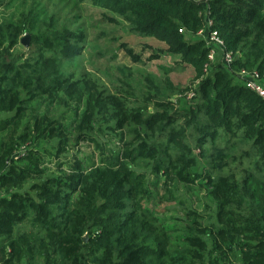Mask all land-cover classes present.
<instances>
[{
    "label": "trees",
    "instance_id": "16d2710c",
    "mask_svg": "<svg viewBox=\"0 0 264 264\" xmlns=\"http://www.w3.org/2000/svg\"><path fill=\"white\" fill-rule=\"evenodd\" d=\"M73 1L165 40L193 68L195 97L155 99L148 111L130 105L131 89L110 91L81 64L78 11L60 22L44 9L0 20V113H10L0 117V264H264V99L238 75L256 70L264 84V0ZM207 17L233 58L218 53L205 71L208 47L195 33ZM24 33L34 49L13 54ZM101 124L119 132L118 149L64 160L72 138L103 148L93 135ZM33 140L51 148L28 149ZM175 180L204 188L214 207L206 220L187 208L172 238L146 202L151 187L166 192Z\"/></svg>",
    "mask_w": 264,
    "mask_h": 264
},
{
    "label": "rangeland",
    "instance_id": "374dc122",
    "mask_svg": "<svg viewBox=\"0 0 264 264\" xmlns=\"http://www.w3.org/2000/svg\"><path fill=\"white\" fill-rule=\"evenodd\" d=\"M33 9H44L47 16L55 13V20L58 22L71 18L78 11L86 33L81 64L87 70V74L98 79L110 91L131 89L135 96L129 98L130 105H146L148 111H152L155 110V99H171L182 105L191 102L195 97L187 90L197 83V80L193 81V68L181 62L179 55L171 53L165 40L132 32L121 18L116 17L109 10L86 2L75 3L73 0H0V20L17 21L30 16L29 12ZM111 17L116 20H110ZM24 35L25 33L13 47V54L28 56L34 49L35 43L30 34H28L30 35L28 46L20 43ZM191 38L195 37L191 36ZM126 48L131 49L139 59L135 60L129 55ZM53 113L59 114L61 109L53 110ZM64 114L69 117L73 111H66ZM6 115L10 113H0V117ZM101 125V133L97 132L93 135L99 139L103 148L97 147L90 139H81L75 144L72 138L66 151L61 154L64 160L81 159L85 162H96L102 150L103 153H107L109 149H118L122 145L119 141V132H108V127ZM50 146V142L47 141L28 142V149L37 148L47 151ZM51 159L48 164L54 169L56 157L52 156ZM146 174L151 181V175L147 172ZM150 189L152 196L146 202V206L154 213L157 222L168 229L172 238L184 232L187 208L191 207L205 213L204 220L212 213L214 204L206 197L204 188L198 184H186L175 180L170 182L168 192H165L160 184ZM169 191L172 192L171 195ZM233 261L237 263V260L233 259Z\"/></svg>",
    "mask_w": 264,
    "mask_h": 264
},
{
    "label": "built area",
    "instance_id": "2783aa9c",
    "mask_svg": "<svg viewBox=\"0 0 264 264\" xmlns=\"http://www.w3.org/2000/svg\"><path fill=\"white\" fill-rule=\"evenodd\" d=\"M194 2H203L205 3L206 0H192ZM212 27V19L207 17L204 25L198 29L195 35L205 41L206 46L208 47V54H207V62L204 64V70L207 71L209 65L215 61L216 56L218 53H222V60L229 64L232 61V52L224 50V43L223 40L218 35L216 29ZM182 32V29H179ZM238 75L245 87L248 89L258 93L264 99V84L260 78L259 73L256 70H247L241 69L238 72ZM191 92V96L194 95V92ZM26 151L25 145H21L18 150L17 154L23 155Z\"/></svg>",
    "mask_w": 264,
    "mask_h": 264
},
{
    "label": "water",
    "instance_id": "95a60500",
    "mask_svg": "<svg viewBox=\"0 0 264 264\" xmlns=\"http://www.w3.org/2000/svg\"><path fill=\"white\" fill-rule=\"evenodd\" d=\"M29 37H30V35L25 34V35L21 38L20 43L23 44L24 46H28V45H29Z\"/></svg>",
    "mask_w": 264,
    "mask_h": 264
}]
</instances>
